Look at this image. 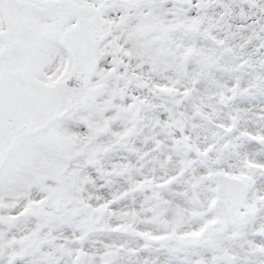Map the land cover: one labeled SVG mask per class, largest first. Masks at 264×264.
I'll return each mask as SVG.
<instances>
[{"label":"snow or ice","instance_id":"snow-or-ice-1","mask_svg":"<svg viewBox=\"0 0 264 264\" xmlns=\"http://www.w3.org/2000/svg\"><path fill=\"white\" fill-rule=\"evenodd\" d=\"M0 264H264V0H0Z\"/></svg>","mask_w":264,"mask_h":264}]
</instances>
